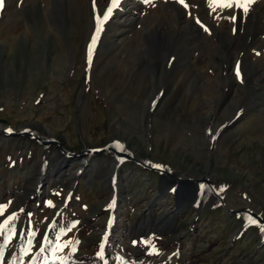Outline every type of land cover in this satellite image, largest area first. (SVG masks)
Returning <instances> with one entry per match:
<instances>
[{"label":"rangeland","instance_id":"obj_1","mask_svg":"<svg viewBox=\"0 0 264 264\" xmlns=\"http://www.w3.org/2000/svg\"><path fill=\"white\" fill-rule=\"evenodd\" d=\"M184 3L119 0L97 33L112 0H4L0 129L147 166L0 133V223L17 213V234L37 232L23 264L44 233L33 264H264L262 224L152 168L209 179L227 209L264 220V0ZM25 246L14 237L3 264Z\"/></svg>","mask_w":264,"mask_h":264},{"label":"snow or ice","instance_id":"obj_2","mask_svg":"<svg viewBox=\"0 0 264 264\" xmlns=\"http://www.w3.org/2000/svg\"><path fill=\"white\" fill-rule=\"evenodd\" d=\"M119 0H112V6L108 7L106 11L103 12L102 17L98 14L96 19H97V33H99L102 30V23L104 21H107L109 19V16L111 15L113 11V7H115L118 4ZM147 2V0H145ZM180 3L184 4L185 7L188 5L184 3V0H179ZM250 0H208L209 7L212 11H215L217 7L221 8L223 10L224 8H236L240 9L243 12L248 11V3ZM4 0H0V7L3 6ZM95 3V0H94ZM235 17H233L234 19ZM97 39V36L94 35L92 37L93 44L95 43ZM91 51H92V44L89 45V63L91 62ZM239 74V72L237 73ZM203 187V186H201ZM50 203V202H49ZM6 206L0 205V218H2V212L3 209ZM22 211V210H21ZM30 215V214H29ZM18 219V214L17 213H11L9 214L6 218H3V222L0 223V237L3 238V243L0 244V264H3L5 261V252L4 249L9 247L10 242L13 241V238L16 237L17 235L19 236L20 239L25 240V247L21 249V256L18 258H15L12 261H8L7 264H23V257L29 255L32 252L34 245V240L37 236L36 231H31V230H25V229H20L19 233L17 234L16 231V226L14 221ZM253 223L256 221L253 220ZM69 231L71 230L70 228L68 229ZM262 231H264V227L261 228ZM106 235V234H105ZM31 237V238H28ZM58 238V237H57ZM46 243L47 245H52L54 241L49 238V235L47 233L43 234V243L39 247V252L37 253L36 257H33L32 260L29 261V264H33V261L37 259L40 255V253H43L46 251V248L43 246V244ZM69 242H66L64 246H67ZM78 243V242H77ZM57 245L55 248L52 249L53 252L62 250V247ZM104 247L105 244L101 243L99 245L100 251L97 252V256L103 259L104 257ZM72 251H75V248L72 249ZM61 259L62 264H64V258H58Z\"/></svg>","mask_w":264,"mask_h":264},{"label":"water","instance_id":"obj_3","mask_svg":"<svg viewBox=\"0 0 264 264\" xmlns=\"http://www.w3.org/2000/svg\"><path fill=\"white\" fill-rule=\"evenodd\" d=\"M0 133H2L4 135L26 134V135H28L30 137L36 138L42 144H46V145L47 144H56L57 146L60 147L61 152L66 157H75V156L88 155V154H98V153H101V152H108L110 150L111 154L114 157H116L117 160L129 159V160L133 161L135 164L141 165L143 167H147L145 164H143L142 161H140L137 158H134V157L130 156L127 152H125L124 149H122V148H120L118 146H106L104 148H99V149H90L89 148V149H84L83 151H81L79 153H71V152L65 151L60 146V144L57 141L43 138V137L39 136L36 133H29V132L25 131V129L22 130L21 132H12V131H9L7 129H0ZM64 164H65V162H64ZM152 168L156 169V170H159L162 173V176H164V178H167V177L169 178L168 182H174L177 187L181 186L182 183H183V185L184 184H190L192 186V196H195V193H196L195 190L196 189L198 190V188H200L202 186L201 185V181L205 182L207 186H203V188H207L210 193H212L214 196L216 195L222 201V204H216V205H222L231 214H238V215L239 214L240 215L241 214L242 215H246L247 214V215H249L251 217L252 221L253 220L256 221L254 223L255 225L262 224L264 226V220L257 213H255L252 210H249L246 207H243V208H240V209H227V207L224 206V202H223V199H222L220 193L217 191V188H215L211 184V181L209 179H195V178L186 177L183 174L178 173L177 171H175L173 169H170L168 167H161V166L159 167L157 165H154V167H152ZM181 187H183V186H181ZM194 203H196V202L194 201Z\"/></svg>","mask_w":264,"mask_h":264},{"label":"bare ground","instance_id":"obj_4","mask_svg":"<svg viewBox=\"0 0 264 264\" xmlns=\"http://www.w3.org/2000/svg\"><path fill=\"white\" fill-rule=\"evenodd\" d=\"M57 167V165H56ZM60 169V167H58ZM51 169V168H50ZM51 172V171H50ZM54 173H55V170H54ZM50 174V173H49ZM55 175V174H54ZM197 193V192H196ZM212 197H214L213 194H211ZM168 213V212H167ZM158 220H161L162 223L165 225V224H172L171 222L173 221V216L170 215V214H166L164 212H162L159 216V219ZM163 225V226H164Z\"/></svg>","mask_w":264,"mask_h":264}]
</instances>
